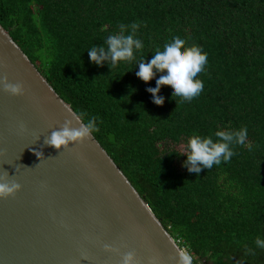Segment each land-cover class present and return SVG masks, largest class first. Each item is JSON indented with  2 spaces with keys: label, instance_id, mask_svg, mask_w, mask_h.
<instances>
[{
  "label": "trees",
  "instance_id": "obj_1",
  "mask_svg": "<svg viewBox=\"0 0 264 264\" xmlns=\"http://www.w3.org/2000/svg\"><path fill=\"white\" fill-rule=\"evenodd\" d=\"M133 22L138 60L175 35L207 53L199 96L165 84L156 104V76L91 61L89 48ZM0 23L76 113L98 117L95 137L198 264H264V0H0ZM243 127L231 161L189 172L179 153L190 136Z\"/></svg>",
  "mask_w": 264,
  "mask_h": 264
},
{
  "label": "water",
  "instance_id": "obj_2",
  "mask_svg": "<svg viewBox=\"0 0 264 264\" xmlns=\"http://www.w3.org/2000/svg\"><path fill=\"white\" fill-rule=\"evenodd\" d=\"M74 113L0 23V177L21 184L0 196V264H125L129 250L128 264H175V238L94 134L46 143Z\"/></svg>",
  "mask_w": 264,
  "mask_h": 264
},
{
  "label": "clouds",
  "instance_id": "obj_3",
  "mask_svg": "<svg viewBox=\"0 0 264 264\" xmlns=\"http://www.w3.org/2000/svg\"><path fill=\"white\" fill-rule=\"evenodd\" d=\"M141 27L140 22L129 24L121 23L117 32L109 34L104 41V45H94L88 49L90 59L97 65L109 62L111 69H116L122 62L135 63L139 71L136 73L144 81H151L154 76L156 86L147 90L152 93L154 103L162 104L163 97L160 95L162 85H170V95L180 97L184 101H192L199 96L204 89V83L197 78L198 74L204 70L207 64V53L198 45H187L180 35H175L162 45H157L153 50V57L150 61L137 59L135 53L144 48V44L137 33ZM106 45V46H105ZM4 90L12 95H24L25 87L23 83L9 82L5 77L3 80ZM69 111H72L69 109ZM73 119L79 126H73ZM67 120L64 125L53 131L46 139V143L57 149L68 148L70 144L83 142L97 132L98 117H90L87 120L83 114L74 113V118ZM212 136L192 135L187 140V151L179 154L187 155L184 165L189 172H194L197 176L203 169H212L214 165L231 161L235 155L233 150L236 145H244L248 137L247 127L237 130H217ZM3 182H0V196L7 197L14 194L21 188V184L15 180H10L8 174H2ZM171 242L176 249V255L172 258L175 264H198L196 257L190 248L182 247L176 239L171 238ZM255 249L264 250V238L258 236L255 241ZM106 247H111L106 245ZM255 249L245 247V255H255ZM121 259L128 264L133 259L131 250L127 251Z\"/></svg>",
  "mask_w": 264,
  "mask_h": 264
},
{
  "label": "rangeland",
  "instance_id": "obj_4",
  "mask_svg": "<svg viewBox=\"0 0 264 264\" xmlns=\"http://www.w3.org/2000/svg\"><path fill=\"white\" fill-rule=\"evenodd\" d=\"M181 148H183V146H180ZM202 263L204 264H209L208 262H205V260L204 261H202Z\"/></svg>",
  "mask_w": 264,
  "mask_h": 264
}]
</instances>
